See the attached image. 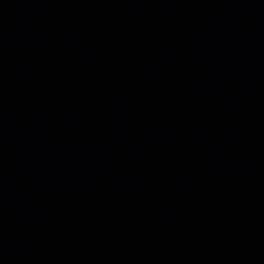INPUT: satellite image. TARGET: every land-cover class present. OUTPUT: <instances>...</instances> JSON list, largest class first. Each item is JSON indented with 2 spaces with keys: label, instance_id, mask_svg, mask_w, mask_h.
<instances>
[{
  "label": "water",
  "instance_id": "obj_1",
  "mask_svg": "<svg viewBox=\"0 0 264 264\" xmlns=\"http://www.w3.org/2000/svg\"><path fill=\"white\" fill-rule=\"evenodd\" d=\"M0 264H264V0H0Z\"/></svg>",
  "mask_w": 264,
  "mask_h": 264
}]
</instances>
